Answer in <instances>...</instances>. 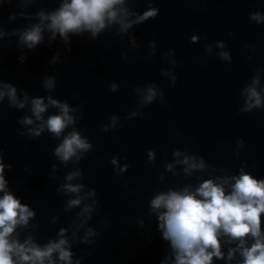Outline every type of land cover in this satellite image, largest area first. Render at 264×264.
Here are the masks:
<instances>
[{"label": "clouds", "instance_id": "9594fccd", "mask_svg": "<svg viewBox=\"0 0 264 264\" xmlns=\"http://www.w3.org/2000/svg\"><path fill=\"white\" fill-rule=\"evenodd\" d=\"M123 3L124 0H62L54 12L46 17L40 13V17L41 21L47 19V28L52 36L58 32L67 40L69 33L78 34L85 30L95 37L105 27L106 22L111 23L114 20L120 23L121 30H124L132 23L155 18L159 11L156 7H148L136 16L134 21H126L117 14L118 6ZM119 11L124 12L122 8ZM250 18L258 23L264 20V16L259 13H252ZM20 39L29 48L35 46L41 40V25L38 23L26 29L21 33ZM197 39L195 34L190 36L192 42ZM217 45L222 47L220 42H217ZM220 56L227 59L228 53L221 52ZM255 83L254 80L253 84ZM52 85V78L49 77L45 81V86L50 88ZM111 87L115 88V85ZM5 95L8 96L10 103L17 107L23 106L24 101L17 100L12 85L5 84L0 87V98ZM155 95V89L149 87L143 101L151 102ZM261 104L260 93L250 86L246 90L242 111H248L254 106L260 107ZM48 105L56 106L58 111L44 118L42 113ZM31 112L35 121L39 122L28 129L33 136L39 135L45 128L53 135L60 136L73 122L69 106L51 98L47 104L42 98H33ZM112 120L114 124L115 117ZM21 123L33 124V118L26 116ZM238 144L242 146L241 141H238ZM90 147L86 138L72 130L55 147L54 155L61 161H68L73 157L79 159V154ZM148 155L151 159L152 152L149 151ZM180 162L185 165V172L205 166L201 159L188 156ZM111 163L116 165L115 157ZM8 167L10 165L0 159V264H61V262L79 264V261H72L69 241L63 235L64 228L59 230L56 240H50L43 246L37 245L30 237L21 241L13 236L16 226L26 224L29 217L33 216V211L8 190V181L4 176V171ZM126 167L127 165H122L120 171ZM77 174L70 173L66 179L71 180ZM81 187L71 183L64 185L66 191L73 193H78ZM81 198L78 195L75 199H70L68 206L79 204ZM149 205L156 213L157 227L162 239L167 241L171 248L173 259L170 264H212L213 257L229 261L234 256L239 257L236 264H264V231L261 229L260 221L261 214H264V178H257L243 167L230 177L201 180L194 188L185 186L179 190L169 189L167 192L156 193L149 201ZM90 212L89 204L81 209L85 216ZM91 235L92 230L87 229L81 239L87 241ZM221 244L234 246L228 247L225 255L221 251Z\"/></svg>", "mask_w": 264, "mask_h": 264}, {"label": "water", "instance_id": "95a60500", "mask_svg": "<svg viewBox=\"0 0 264 264\" xmlns=\"http://www.w3.org/2000/svg\"><path fill=\"white\" fill-rule=\"evenodd\" d=\"M194 89L232 172L264 178V0H163ZM197 35L195 42L191 35ZM222 44V47L217 45ZM227 52L228 58H222ZM256 81L253 84V81ZM260 107L242 111L246 90ZM242 142V146L238 144ZM264 231V214H261Z\"/></svg>", "mask_w": 264, "mask_h": 264}]
</instances>
